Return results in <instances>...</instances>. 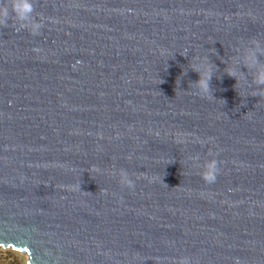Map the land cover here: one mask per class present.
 <instances>
[{
  "label": "water",
  "instance_id": "1",
  "mask_svg": "<svg viewBox=\"0 0 264 264\" xmlns=\"http://www.w3.org/2000/svg\"><path fill=\"white\" fill-rule=\"evenodd\" d=\"M29 2L0 0V248L264 264V0Z\"/></svg>",
  "mask_w": 264,
  "mask_h": 264
},
{
  "label": "clouds",
  "instance_id": "2",
  "mask_svg": "<svg viewBox=\"0 0 264 264\" xmlns=\"http://www.w3.org/2000/svg\"><path fill=\"white\" fill-rule=\"evenodd\" d=\"M11 12L19 19L26 18L32 12V5L29 0H12ZM0 16L7 18L9 16V9L7 5L0 6ZM4 21L0 20V24ZM264 82V81H261ZM219 175V169L216 163L209 165L208 170L202 174V179L208 183L212 184L216 182L217 176ZM125 184L127 187H134L132 181L125 179Z\"/></svg>",
  "mask_w": 264,
  "mask_h": 264
},
{
  "label": "rangeland",
  "instance_id": "3",
  "mask_svg": "<svg viewBox=\"0 0 264 264\" xmlns=\"http://www.w3.org/2000/svg\"><path fill=\"white\" fill-rule=\"evenodd\" d=\"M26 256L12 249L0 248V264H26Z\"/></svg>",
  "mask_w": 264,
  "mask_h": 264
},
{
  "label": "bare ground",
  "instance_id": "4",
  "mask_svg": "<svg viewBox=\"0 0 264 264\" xmlns=\"http://www.w3.org/2000/svg\"><path fill=\"white\" fill-rule=\"evenodd\" d=\"M20 253V252H19Z\"/></svg>",
  "mask_w": 264,
  "mask_h": 264
}]
</instances>
